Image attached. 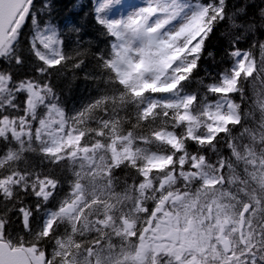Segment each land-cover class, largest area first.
<instances>
[{"label":"snow or ice","instance_id":"1","mask_svg":"<svg viewBox=\"0 0 264 264\" xmlns=\"http://www.w3.org/2000/svg\"><path fill=\"white\" fill-rule=\"evenodd\" d=\"M188 7L194 8L191 14H185ZM217 33L223 49L218 70L201 76L207 58L214 60L209 48ZM78 80L97 94L89 105L69 111L64 92ZM165 96L176 99L164 101ZM97 105L111 106L104 113L108 118L123 112L127 128L147 124L153 110L174 122L168 125L174 132L153 136L175 155L134 161L146 169H178L174 162L189 155L185 168L192 179L177 171L162 188L149 181L136 189L137 195L156 191L138 213L164 219L152 220L149 235L141 230L131 236L137 244L123 264H239L225 232L235 222L229 210L236 205L223 202L236 201L243 216L264 219V151L257 155V142L246 146L252 141L249 120L257 111L264 114V0L239 6L234 0H68L66 6L64 0H0V264H79L85 257L101 264L92 250L103 252L100 245L111 238L81 244L73 221L91 179L82 171L86 166L77 164L88 157L74 150L85 141L59 119ZM258 143L264 145V138ZM209 152L217 153L215 161ZM131 163L113 167L119 171ZM212 164L219 178L201 171ZM133 171L143 181L141 170ZM193 181L199 187L189 191ZM181 183L183 189L170 191ZM202 194L214 197L206 209L199 206ZM157 201L170 211L157 212ZM115 239L124 242L123 235ZM259 243L264 244V228ZM245 255V264H264V255Z\"/></svg>","mask_w":264,"mask_h":264},{"label":"rangeland","instance_id":"2","mask_svg":"<svg viewBox=\"0 0 264 264\" xmlns=\"http://www.w3.org/2000/svg\"><path fill=\"white\" fill-rule=\"evenodd\" d=\"M131 2L136 3H142V0H131ZM124 11L123 9L121 10ZM194 11L193 7H188L185 10V14H191ZM159 15H157V18H159ZM183 17H179L177 21H174L171 25H169V28H174L177 23L182 22ZM175 96H165L163 97L164 101L168 100H175ZM252 101L249 97H247V103L246 105L251 104ZM250 116L252 115L251 111L248 113ZM202 115V114H201ZM59 119L64 120L65 126L68 128L69 133L73 136L81 137V134L79 131L73 126L71 122H67L66 118L60 117ZM264 124V114L260 113L259 111L256 112V116L253 120H249V125L251 126L249 131L250 134H252V141H247V144H252L253 142H257L254 144L255 148L258 149L257 155L260 154V151H264V145H261L258 143L262 138H264V128H260L257 125ZM175 130H173L174 132ZM200 133L206 132V129L201 127L198 129ZM129 137H122L118 138L112 143L108 145H102L97 144L94 146H84V145H78L76 149L78 155L87 156L88 159L84 161H77V164L83 163L86 167L82 170L85 173V177L91 178L89 179L88 183L84 185L85 191L81 194V199L77 203L78 212L73 217L74 221V228L76 232H79V227H75V225H81V224H102L104 226H111L115 237L117 236H124V242H130V238L133 235V228L135 226V220L136 216H133V221L131 222L132 216H129L130 213L133 211V207L136 204L139 207H143V203L148 198L147 192L137 195V191L135 190L134 193L127 192H119L116 191L112 185V183L107 179L111 167L114 165H117L118 163L130 160L134 161L138 156L140 159L144 156H151L154 153L157 155H170L166 153L165 151H160L155 149L154 147L150 146L149 144L146 145H138L136 144L132 139L131 143H125L126 140H129ZM67 140V137L65 138ZM157 142H155L156 144ZM159 146V145H158ZM159 148V147H158ZM84 149H87V152L84 151ZM174 163H178L180 167L172 168L168 170L167 164L164 165L163 168L153 170L152 168H145L144 166V181L143 185L147 188L149 181L152 185H156V179H152V175H155L157 178L160 179L161 185L165 186L168 184V181L173 177V174L177 171L181 173V175L187 176L189 179H192V177L188 176L187 174H184V168L185 165L189 163V157L182 156L178 161H175ZM204 163H208L205 161ZM91 165H95L94 167H91V171H88V167ZM202 172H207L210 174L211 177L219 178L220 173L215 166L209 165L206 168H203L201 170ZM228 175H232V173H229ZM178 180L179 177H176ZM184 184H177L174 189H170L172 192L179 191L184 188ZM140 185L138 186V188ZM198 185L195 184V182H192L190 185H188L189 191H196L198 189ZM136 188V189H138ZM209 193L213 191L212 187L210 186L208 189ZM167 195V193L165 194ZM218 196V192L216 193ZM153 197V196H152ZM214 197L209 195L202 194L199 198V206L205 207L207 205L212 204ZM239 199V198H237ZM86 201V202H84ZM223 203L227 204H235L236 206L229 210V215L232 217V220L235 221L234 223H231V226L228 228L227 232L232 237L233 241L235 242V250L232 252V256L239 258V264H245L246 260H249L250 257L246 256L245 253H254L255 255H264V244L259 243V230L260 228H264V219L261 220H255L252 217H247L246 226L244 228V238L249 242L248 245L244 246L241 243V240L239 238L238 233V222L240 218V213L242 212V209L239 204L236 203V201H224ZM247 203V201H245ZM213 207H215L213 205ZM97 213H115L117 217L119 218V226L111 225L110 222H108L111 217H107L108 219H98ZM78 214V215H77ZM205 214L207 212L205 211ZM131 224L132 227L129 228L128 225ZM251 231H254L256 233L255 237L251 235ZM126 233V235H125ZM213 235H218V233L214 230ZM213 243H216V241H213ZM115 248L119 249V252L116 253V256L118 259H120L123 255H120V250L124 248L123 243H119L117 245H114ZM218 250H220L218 248ZM126 252V250H123V252ZM210 251V249H209Z\"/></svg>","mask_w":264,"mask_h":264},{"label":"trees","instance_id":"3","mask_svg":"<svg viewBox=\"0 0 264 264\" xmlns=\"http://www.w3.org/2000/svg\"><path fill=\"white\" fill-rule=\"evenodd\" d=\"M67 2L68 0H64L65 6L67 5ZM234 2H236L239 6L240 4L246 2V0H234ZM64 11L65 8L62 7V14ZM248 11L249 16H251L252 10L249 9ZM235 22L239 23L241 21L236 20ZM226 30L227 26L221 29V31ZM209 51L214 53V60L213 58H207V63L203 66L207 69V71L205 72L202 70L200 72L201 76H206L209 73L215 75V72L218 70V63L223 56V49L220 47L219 33H217V39L212 41V46L209 48ZM96 94L97 93L93 85L84 80H78L73 85L71 91L65 89L64 102L69 111L73 109H80L82 105H89ZM110 110L111 106H109L108 109H105L102 105H97L90 107V109L87 111L76 113L73 116L75 119H77V117L80 118L78 123L81 131L83 132L82 138L85 141L84 145L90 146L96 143L109 144L114 138L126 134H131L139 140H154V132L167 131L170 129L168 125L174 123L172 120L165 119L161 113H157L154 110L151 115V119L147 124L136 122L135 129L127 128L128 117L125 116L123 112H121L118 118H108L104 116V113L110 112ZM129 112L132 116H135L136 114L135 109L130 108ZM91 133H94V135H90ZM218 147L222 149L223 145H219ZM165 148L167 147L165 146ZM208 158L210 161H215L217 159V153L209 152ZM37 163L39 164V161H37ZM137 164H131V166L123 167L119 171H116L115 169L112 171V175H114L117 186L121 187V190L131 185L137 178V172L133 171V169H138ZM121 165H124V163ZM63 175L67 176L69 181L71 180V177L67 171H65Z\"/></svg>","mask_w":264,"mask_h":264},{"label":"flooded vegetation","instance_id":"4","mask_svg":"<svg viewBox=\"0 0 264 264\" xmlns=\"http://www.w3.org/2000/svg\"><path fill=\"white\" fill-rule=\"evenodd\" d=\"M152 227H153V225H152V222L150 221L149 224H148V228H152ZM148 235H149V233H148ZM92 242L93 241H91V240H83L82 244H84V243H92ZM81 248L83 249V247H81Z\"/></svg>","mask_w":264,"mask_h":264},{"label":"water","instance_id":"5","mask_svg":"<svg viewBox=\"0 0 264 264\" xmlns=\"http://www.w3.org/2000/svg\"><path fill=\"white\" fill-rule=\"evenodd\" d=\"M244 217H245V216L242 215V218H241V224H240V230H242V227H243V225H244Z\"/></svg>","mask_w":264,"mask_h":264}]
</instances>
